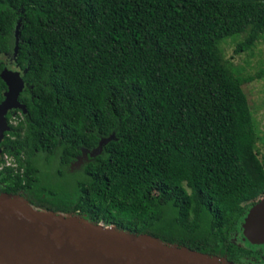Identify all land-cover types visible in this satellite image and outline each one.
I'll list each match as a JSON object with an SVG mask.
<instances>
[{"label":"trees","instance_id":"1","mask_svg":"<svg viewBox=\"0 0 264 264\" xmlns=\"http://www.w3.org/2000/svg\"><path fill=\"white\" fill-rule=\"evenodd\" d=\"M242 31L236 52L264 36V0H0V72L10 54L27 110L0 184L39 209L260 257L234 240L264 197L257 123L220 46ZM6 88L0 76V102Z\"/></svg>","mask_w":264,"mask_h":264},{"label":"water","instance_id":"2","mask_svg":"<svg viewBox=\"0 0 264 264\" xmlns=\"http://www.w3.org/2000/svg\"><path fill=\"white\" fill-rule=\"evenodd\" d=\"M17 27L13 56L18 52ZM0 76L7 88L0 102V141L10 128L6 114L25 103L19 94L25 87L19 69L5 66ZM101 143L82 152L96 155ZM1 150V149H0ZM244 236L251 243H264V197L252 204L243 222ZM0 264H238L176 243L159 240L149 233L133 234L113 224L94 223L78 215L39 209L27 199L0 193Z\"/></svg>","mask_w":264,"mask_h":264},{"label":"rangeland","instance_id":"3","mask_svg":"<svg viewBox=\"0 0 264 264\" xmlns=\"http://www.w3.org/2000/svg\"><path fill=\"white\" fill-rule=\"evenodd\" d=\"M247 35V31L232 34L221 40V48L224 62L235 76L243 82L247 93L253 116L256 120L260 138L257 146L260 150V158L264 159V36H261L255 44L246 50L235 51V46ZM11 55L4 56L3 61L9 68L16 69L11 65ZM7 160L12 161L11 158ZM167 196H163L166 199ZM247 212L240 219V231L236 239L245 240L243 222ZM243 237V238H242ZM247 239V238H246ZM248 240V239H247Z\"/></svg>","mask_w":264,"mask_h":264},{"label":"flooded vegetation","instance_id":"4","mask_svg":"<svg viewBox=\"0 0 264 264\" xmlns=\"http://www.w3.org/2000/svg\"><path fill=\"white\" fill-rule=\"evenodd\" d=\"M7 56H10V54L7 55ZM11 60H12L11 61V65H13L16 69H19L21 71V73H23V70L20 68V66L18 65L16 60H14L12 58H11ZM20 101L23 102L22 100H20ZM26 111H27L26 109H23L21 107H16V108L10 109L7 112V114H6V118L8 120V124L10 125V128L4 132V136H3L2 140L0 141V149H1L0 150V158H3V160H4V162L0 163V171L3 169V167L5 165L6 166L7 165H12L14 167L17 166V162L15 161V156L5 151L6 144L4 143V140L6 138V135L9 134L8 132L12 129L11 128L12 125L18 124L19 121L24 118V115H25ZM10 136L14 137L15 135H10ZM84 148H86V147H84ZM20 155L22 157H25V153L23 151L20 152ZM87 157H83L82 161L78 165H74V166L79 167L83 163L84 159H87ZM8 158H11L12 161L7 160ZM76 159H77V157L71 162L73 163ZM72 163H71V165H72ZM4 187H5V185L1 183L0 184V193L6 192ZM237 234H239V232H237ZM234 240H236V236L234 237ZM244 241H246V238H245ZM257 245H259V246L263 245L264 246V243H259ZM243 257H244L243 258V262L244 263H242V264H264V251H260V257H257L256 255H251V256L250 255H245Z\"/></svg>","mask_w":264,"mask_h":264}]
</instances>
